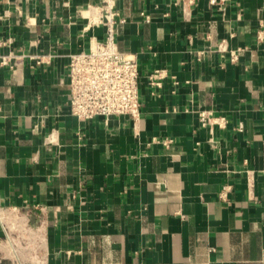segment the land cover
<instances>
[{"label": "crops", "instance_id": "crops-1", "mask_svg": "<svg viewBox=\"0 0 264 264\" xmlns=\"http://www.w3.org/2000/svg\"><path fill=\"white\" fill-rule=\"evenodd\" d=\"M175 1H117L141 117L82 121L68 58L102 0H0V264H264V0Z\"/></svg>", "mask_w": 264, "mask_h": 264}, {"label": "built area", "instance_id": "built-area-1", "mask_svg": "<svg viewBox=\"0 0 264 264\" xmlns=\"http://www.w3.org/2000/svg\"><path fill=\"white\" fill-rule=\"evenodd\" d=\"M117 1L102 0L100 5L89 8L87 25L89 28H103L104 40L94 42L88 51L71 54L68 58L70 114L82 121L113 116H129L138 121L141 117L140 65L134 54L120 50L116 42ZM196 2L176 0L174 5L184 10ZM146 18L149 20V17ZM227 49L225 41L218 46L221 52ZM230 55L233 62L238 59V51H231ZM12 59H15L16 65L21 64V57L14 54L3 56L1 61L8 64ZM168 77L166 69H157L146 77V81L156 90L162 88ZM211 115L210 112L200 113L203 125L214 120ZM163 143L169 145L171 142L167 140ZM229 189L230 186L224 187L222 199H226Z\"/></svg>", "mask_w": 264, "mask_h": 264}]
</instances>
